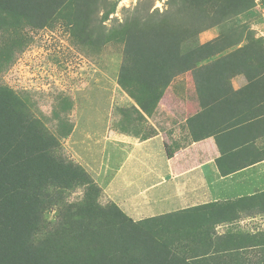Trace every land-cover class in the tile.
I'll return each instance as SVG.
<instances>
[{"label": "trees", "instance_id": "1", "mask_svg": "<svg viewBox=\"0 0 264 264\" xmlns=\"http://www.w3.org/2000/svg\"><path fill=\"white\" fill-rule=\"evenodd\" d=\"M120 1L0 0V70L13 47L25 44L27 28L61 22L76 41L97 49L118 41L124 45L118 84L149 117L175 79L193 75L203 109L188 121L194 140L223 131L226 123L210 117L226 111L216 102L228 95L233 78L244 75L250 86H264V39L236 22L256 0H167L162 13L152 11V0H140L108 32L104 23ZM215 27L218 37L201 43L200 35ZM58 147L25 103L0 86V264H202L196 215L134 221L114 203L103 206L100 187L81 166L60 157ZM83 186L81 202H65Z\"/></svg>", "mask_w": 264, "mask_h": 264}, {"label": "crops", "instance_id": "2", "mask_svg": "<svg viewBox=\"0 0 264 264\" xmlns=\"http://www.w3.org/2000/svg\"><path fill=\"white\" fill-rule=\"evenodd\" d=\"M209 32L204 43L219 35ZM173 82L150 117L135 103L152 133H112L122 162L86 165V171L134 221L196 215L202 264H264V86H250L244 75L233 78L228 95L216 102L226 111L210 117L226 123L223 131L194 140L188 121L203 113L195 84L189 95L190 87Z\"/></svg>", "mask_w": 264, "mask_h": 264}, {"label": "rangeland", "instance_id": "3", "mask_svg": "<svg viewBox=\"0 0 264 264\" xmlns=\"http://www.w3.org/2000/svg\"><path fill=\"white\" fill-rule=\"evenodd\" d=\"M139 1H120L116 12L104 23L108 32L116 29ZM152 6V11L162 13L167 9V0H152ZM236 22L255 39H264L260 36L264 35V0H256L255 7ZM212 29L219 32L218 27ZM210 30L200 35L201 43L211 39ZM23 34L27 38L25 44L13 47L12 59L0 70V86L18 96L32 116L58 140L60 157L84 166L81 167L85 171L86 165L95 169L104 164L119 165L123 155L117 150L112 133L124 131L133 138H145L152 133L148 119L138 112L136 102L118 84L122 43L114 40L98 49L80 44L61 22L43 30L27 28ZM1 37L0 48L5 41ZM173 83L190 87L189 95L192 94L191 73ZM164 118L161 119L165 121ZM111 155L113 160L108 159ZM85 194L86 187H79L66 195L65 202L79 203ZM99 203H109L102 190ZM54 215L52 211L49 218ZM167 237L173 238L174 246L181 245L173 234Z\"/></svg>", "mask_w": 264, "mask_h": 264}]
</instances>
